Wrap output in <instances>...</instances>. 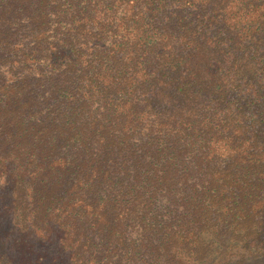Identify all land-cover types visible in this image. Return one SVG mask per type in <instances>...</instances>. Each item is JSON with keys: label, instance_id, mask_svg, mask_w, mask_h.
<instances>
[{"label": "trees", "instance_id": "16d2710c", "mask_svg": "<svg viewBox=\"0 0 264 264\" xmlns=\"http://www.w3.org/2000/svg\"><path fill=\"white\" fill-rule=\"evenodd\" d=\"M0 264H264V0H0Z\"/></svg>", "mask_w": 264, "mask_h": 264}]
</instances>
